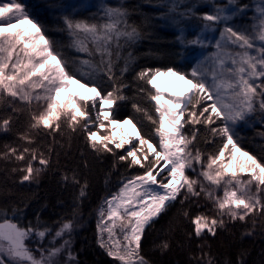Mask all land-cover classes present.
<instances>
[{"label": "snow or ice", "instance_id": "obj_1", "mask_svg": "<svg viewBox=\"0 0 264 264\" xmlns=\"http://www.w3.org/2000/svg\"><path fill=\"white\" fill-rule=\"evenodd\" d=\"M165 7L166 18L177 25L185 17L197 16L190 6L178 11L180 4L175 0ZM212 7L213 11L197 17L204 22V29L223 25L219 28L220 39L215 43L217 51L210 57L211 66L206 58L192 67L190 73L173 68L166 71L145 69L137 73L136 79L156 89L155 93L143 87L139 91L146 92L155 102L158 122L146 109L136 103L132 105L137 112L144 111L157 125L155 132L159 143L156 145L140 132L128 137L115 135L122 123H133L132 119L120 121L113 115V106L127 99L123 94L126 85L115 74L116 62L122 58L120 49L142 35L138 25L129 23L130 12L126 6L104 4L99 19L96 16L77 18L70 13L62 15L72 47L89 57L70 65L55 43L46 38L43 25L31 16L23 3L0 0V101L12 97L13 101L19 100L26 105L31 113L29 131L22 133L20 139L32 144V130L38 132L42 127L50 130L48 134L51 135L61 131V121H66L67 127L76 132L84 121L82 131L93 150L113 152L109 145L123 149L133 140L139 142L132 144L126 154L119 155V160L127 162L130 159L127 166H139L143 172L127 179L118 192L105 198L97 213V242L119 264H150L142 253L146 229L181 196V204L192 197L203 196L211 204L209 211L214 213L201 212L192 217L194 228L188 234L189 238L193 234L198 239L205 235L215 236L218 229L225 227V217L232 221H246L250 216H259L264 221V161L243 151L235 139L238 124L247 123L258 112L264 118V0L256 6V23L251 31L230 23L237 15L243 18L247 5L238 0H226L224 4ZM178 39L183 42L182 37ZM187 43L202 45L203 40L198 37ZM124 59L121 76L128 69L131 55ZM160 76L174 77L186 87L165 98V93L156 86ZM102 77L111 82V90H105ZM78 89L91 95H84ZM224 92L228 93V103L224 102ZM34 101L40 102L38 114L32 110ZM13 111L17 109L13 108ZM93 112L95 120L91 117ZM217 120L219 126L213 127ZM10 124V118L0 120V131H8ZM185 125L191 126L189 133L183 131ZM197 125H203L211 138H222L221 146L215 153L208 154L206 163L198 147L194 151L189 147L199 135ZM91 127L111 131L113 135H98ZM206 142L213 140L206 137ZM6 148L7 151L0 153V159L24 161L27 156L31 157L19 169L23 173L21 183L34 182L49 164L40 152L39 164L43 167H34L32 161L37 160L39 151L36 148ZM196 166L200 167L198 177L203 180L187 174L189 169L196 172ZM72 181L78 183L75 175ZM86 186L81 185V196L85 195ZM221 187L222 196L218 194ZM184 215L189 214L185 211ZM72 230V221H65L53 240L65 233L71 234ZM33 232L43 241L50 230H39L31 224L21 226L7 219L0 223V264H59L56 258L64 251L67 252L64 264L76 261L70 239L64 240L59 247L31 249L25 241ZM105 233L107 240L104 239ZM246 234L252 235V231ZM155 247L164 252L170 244L164 240ZM197 247L202 248V245ZM206 257L208 253H202L196 264H202ZM208 264H213L211 259ZM237 264H243L242 259L238 258Z\"/></svg>", "mask_w": 264, "mask_h": 264}, {"label": "trees", "instance_id": "obj_2", "mask_svg": "<svg viewBox=\"0 0 264 264\" xmlns=\"http://www.w3.org/2000/svg\"><path fill=\"white\" fill-rule=\"evenodd\" d=\"M19 2L23 3L31 16L43 25L46 38L55 43L57 50L70 65L73 61L89 58L72 47L71 37L65 30L61 17L65 13H70L77 18L96 16L99 19L102 15V6L84 5L82 0H19ZM172 2L173 0H107L104 3L109 6H126L130 12L129 23L138 25L142 31L137 41L120 49L122 58L116 62L115 74L126 85L123 94L127 99L113 106V115L120 121L132 119L137 131L156 145L159 143V137L155 132L157 125L147 118L144 111L137 112L132 106L136 103L142 109H146L158 122L155 102L148 98L146 92L139 91V88L143 87L152 93H155V90L151 85L136 79L137 73L145 69L166 71L168 68L190 73L198 62V54L187 41L194 39L197 33L209 30L203 28L204 22L197 17L203 12L213 11L212 5H222L226 0H175L180 4L178 11H184L185 6H190L197 13V16L185 17L179 25L166 18L165 5ZM238 2L248 6L245 14L248 18L235 17L238 18L240 27L235 22L230 23L234 27L247 28L251 31L256 6L260 0ZM250 17L252 19H249ZM222 27L223 25L219 26ZM219 28L213 26L211 31L214 35L220 36ZM178 37H182L183 42ZM129 54L131 60L128 69L121 76L120 69L124 67V58ZM95 59L99 60V57ZM101 82L105 90H111V82L107 77H102ZM13 108L17 111H13ZM32 110L34 111L33 108ZM95 115V112L91 113L93 120ZM5 118H10L11 124L8 131H0V153L7 151L6 146L20 150L24 147L36 148L39 151L37 160L32 161L34 167H43L39 164L40 152H43L49 164L34 182L21 183L20 177L23 173L19 169L24 167L31 157L27 156L24 161H17L15 158L0 159V222L7 219L21 226L31 224L39 230L44 228L50 230L71 220L73 230L71 234L66 233V239L71 240L72 252L76 257L75 264H113V259L97 242L99 219L97 213L105 198L118 192L127 179L143 172L139 166L129 168L127 164L130 163V159L127 162L119 160V155L126 154L132 144L139 142L131 141L127 149L125 146L123 149H115L113 145H109L113 152L96 151L87 142L86 134L82 131L84 121H81V126L76 132L67 127L66 121H61V131L53 132L51 135L48 134L50 130L42 127L38 132L32 130L34 142L26 144L20 139V135L29 131L31 113L26 105L18 100L13 101L12 97H5L0 101V120ZM219 124L220 121L217 120L212 126L216 127ZM196 127L199 129V135L194 145L189 147L193 151L198 147L203 152L206 163L208 154L215 153L221 146L222 138H211L203 125ZM91 130L104 135L96 127H91ZM190 130L191 126L185 125L183 131L189 133ZM235 131L238 146L264 161L262 114L258 112L247 123L238 124ZM206 137L213 142H206ZM13 168L17 171L13 172ZM199 171L200 167L196 166V172L189 169L187 174L203 180V177H198ZM73 175L78 183L72 181ZM65 176L68 177L67 180L63 179ZM84 184L87 185L84 189L85 195L81 196V185ZM222 190L223 187L218 191L221 196ZM182 198L181 196L172 202L171 206L146 229L142 240V253L150 264H196L205 252L208 253V257L203 259L202 264H208V259H211L213 264H237L238 258L242 259L243 264H264L262 227L264 221L261 217L250 216L246 221H232L225 217V227L218 229L215 236L205 235L198 239L193 234L189 238L188 234L194 228L191 218L201 212L214 213L209 211L211 204L203 196L192 197L181 204ZM185 211L189 214L187 217L184 215ZM248 231H252V235H247ZM164 240L169 242L170 247L167 251L161 252L155 246ZM197 245H202V248Z\"/></svg>", "mask_w": 264, "mask_h": 264}, {"label": "rangeland", "instance_id": "obj_3", "mask_svg": "<svg viewBox=\"0 0 264 264\" xmlns=\"http://www.w3.org/2000/svg\"><path fill=\"white\" fill-rule=\"evenodd\" d=\"M84 5H89V4H94V5H97V6H102L104 3H106L107 0H82ZM4 2H7V0H4ZM248 11V10H247ZM245 16V15H244ZM236 17H240L239 15H237ZM245 18L247 19L248 16L246 15ZM249 19H252L251 17ZM255 19L254 23H256V16L253 17V20ZM238 21V18H235L230 21V22H235L238 27H240L239 23L237 22ZM248 21V20H247ZM21 27H24V26H21ZM211 29L207 30V31H203V32H199L195 35L194 39L196 38H201L203 40V44L202 45H192L191 44V47H193L196 51V54H198V62L200 61H204L206 60V58H209L207 60V62L209 63V66H211V61H210V57L212 56V54L216 53L217 49L215 48V43H216V40L217 39H220V36H216L214 35V33L211 31ZM198 62L195 66L198 65ZM152 86V85H151ZM154 89V88H153ZM156 91V89H154ZM169 94H165V98H167ZM19 101V100H18ZM20 102V101H19ZM224 102L225 103H228L230 102L228 100V93L227 92H224ZM40 102H36L34 101L33 104H32V108L34 109V111L38 114V112L41 110L40 107H38ZM128 120V119H126ZM124 121V120H123ZM107 123V122H106ZM132 126L134 125L133 123L131 124ZM136 133L138 132L137 131V128L136 126H133ZM101 130L104 135H113V132L111 131H105L104 129H99ZM98 135H100L98 133ZM115 135L117 136H120V137H128V136H134V134H131V133H128L126 132V130H124L123 128H119V130H117L115 132ZM114 146V145H113ZM130 146V143L129 144H126L125 145V148L127 149L128 147ZM246 176H244L243 178L244 179H247L245 178ZM222 193H223V190H222ZM110 198V197H109ZM4 222V221H2ZM62 226V225H61ZM59 226L58 228L56 229H50V232L48 234H46V237L43 241H40L36 235H35V232H33L32 236L25 241V243L33 250L39 248V247H43L45 249L47 248H50V247H59L64 240H67L66 239V233L62 236V237H57L55 240H53V237L55 236V233L56 231L61 227ZM107 233L104 234V239L107 240ZM37 255H39V253H37ZM67 256V252L64 251L62 252V254L60 256H58L56 259L59 261V264H64V260ZM73 264H75V261L73 262ZM113 264H119L118 261H115L113 260Z\"/></svg>", "mask_w": 264, "mask_h": 264}, {"label": "bare ground", "instance_id": "obj_4", "mask_svg": "<svg viewBox=\"0 0 264 264\" xmlns=\"http://www.w3.org/2000/svg\"><path fill=\"white\" fill-rule=\"evenodd\" d=\"M157 88L167 94L180 93L186 86L182 82H177L174 77L170 76H160L156 80ZM84 95H91V93L85 92L84 89H78ZM121 128L126 130V132L134 134L136 133L134 127L128 123H122Z\"/></svg>", "mask_w": 264, "mask_h": 264}, {"label": "water", "instance_id": "obj_5", "mask_svg": "<svg viewBox=\"0 0 264 264\" xmlns=\"http://www.w3.org/2000/svg\"><path fill=\"white\" fill-rule=\"evenodd\" d=\"M0 223H3V222H0Z\"/></svg>", "mask_w": 264, "mask_h": 264}]
</instances>
